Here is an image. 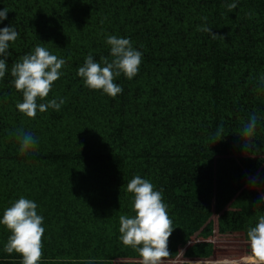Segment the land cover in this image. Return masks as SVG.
I'll return each instance as SVG.
<instances>
[{
  "label": "trees",
  "instance_id": "trees-1",
  "mask_svg": "<svg viewBox=\"0 0 264 264\" xmlns=\"http://www.w3.org/2000/svg\"><path fill=\"white\" fill-rule=\"evenodd\" d=\"M4 8L0 28L19 35L0 57L8 63L0 78V219L21 196L38 205L39 264H141L119 233V217L135 215L127 183L138 175L162 191L173 222L163 264H205L168 259L203 223L206 203L220 208L243 186L264 194V0H0ZM203 24L224 38L199 31ZM109 35L142 53L136 76L116 77L123 90L115 97L77 75L89 54L109 56ZM37 45L66 61L38 103H65L33 119L16 107L23 95L11 67ZM252 113L254 148L245 152L239 134ZM19 128L37 138L26 155ZM250 178H258L254 187ZM205 234L186 244L185 257L211 253ZM9 235L0 224V264H22L4 250Z\"/></svg>",
  "mask_w": 264,
  "mask_h": 264
},
{
  "label": "clouds",
  "instance_id": "clouds-1",
  "mask_svg": "<svg viewBox=\"0 0 264 264\" xmlns=\"http://www.w3.org/2000/svg\"><path fill=\"white\" fill-rule=\"evenodd\" d=\"M236 7L235 3L227 5L229 11ZM9 10L0 9V21L7 18ZM206 21L207 17H202ZM199 31L210 33L213 39L222 35L213 32L212 28L203 24ZM19 33L11 26L0 28V57H7L9 43L14 42ZM110 46L109 56H101L100 62L89 54L77 75L83 78L85 86L92 90H102L108 96L115 97L122 92V87L115 83L116 77L123 74L128 79L137 75L142 61V53L135 49L128 38L109 35L106 38ZM66 61L52 54L47 48L37 45L34 51L23 55L11 67L14 87L22 92L23 102L17 103V109L29 118H35L37 111L45 112L49 108L59 111L65 103L64 98H53L45 103L52 90L53 83L62 75L61 69ZM8 71L5 58H0V78ZM264 82V78H261ZM259 117L252 113L243 124L239 134L242 148L250 152L254 148L253 138L256 134ZM221 126L217 137L223 138ZM19 142V152L26 155L33 152L37 146V138L29 131L19 128L15 131ZM214 141V142H215ZM249 183L255 186L258 178H250ZM127 191L134 195V216L121 215L119 217L120 240L123 245L133 248L141 258V264H163V260L170 255L168 240L174 229L168 214V206L164 202L162 191L154 189V185L140 176H134L127 183ZM259 203H264V194L259 197ZM38 205L30 199L21 196L3 212L0 224L9 231L5 252H16L22 256V264H39L43 255V216L37 212ZM250 249L256 264H264V215L258 223L247 231Z\"/></svg>",
  "mask_w": 264,
  "mask_h": 264
},
{
  "label": "rangeland",
  "instance_id": "rangeland-1",
  "mask_svg": "<svg viewBox=\"0 0 264 264\" xmlns=\"http://www.w3.org/2000/svg\"><path fill=\"white\" fill-rule=\"evenodd\" d=\"M243 186L241 190L232 195L220 208H215L211 203L207 217L195 230L187 243L201 239L205 234L212 242L211 253L203 258L185 257L184 250L186 244L178 248L176 254L169 258L172 261H203L205 264H235L238 259L245 262L250 259L248 264H256L254 261L247 231L258 223L260 216L264 215V203H259V194L245 192ZM210 227V228H209ZM210 229V232L206 231Z\"/></svg>",
  "mask_w": 264,
  "mask_h": 264
},
{
  "label": "water",
  "instance_id": "water-1",
  "mask_svg": "<svg viewBox=\"0 0 264 264\" xmlns=\"http://www.w3.org/2000/svg\"><path fill=\"white\" fill-rule=\"evenodd\" d=\"M249 262H250V259H247L245 262H243L240 259H238V261H236L235 264H248Z\"/></svg>",
  "mask_w": 264,
  "mask_h": 264
}]
</instances>
